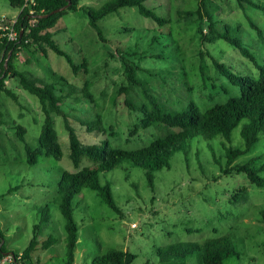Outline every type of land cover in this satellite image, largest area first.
Here are the masks:
<instances>
[{"label":"rangeland","instance_id":"374dc122","mask_svg":"<svg viewBox=\"0 0 264 264\" xmlns=\"http://www.w3.org/2000/svg\"><path fill=\"white\" fill-rule=\"evenodd\" d=\"M107 1L80 0L79 5L97 8ZM210 1L218 7L214 14L221 21L220 27L223 29L226 22L231 24L230 34L240 39L263 64L264 40L250 24L255 22L264 32V13L253 9L249 3H245L244 10L238 0ZM253 1L264 5V0ZM149 3L158 7V13L169 16L171 23L158 29L157 23L142 16L136 8L125 7L100 21L105 42L89 24L83 10H68L61 17L52 29L54 40L75 63L87 58L88 73L81 71L75 75L66 58L51 49L47 55L42 52L33 55L31 50L22 47L17 53L18 68L37 76L41 82L53 80L52 74L56 72L77 88L63 103V108L84 142L101 143L106 138L101 132H88L81 124L80 120L93 118L97 113L102 114L106 127L112 125L117 131L113 143L126 149L146 146L156 137L171 132V129L157 125L130 133L139 123L140 115L128 108L126 99L138 105L144 101L148 103V100L138 85L131 88L129 94L122 92L121 88L129 83L128 70L120 58H110L108 50L119 48L125 52L135 48L139 51L132 47L134 37L140 35L139 29L151 30L149 36L171 33L175 38L180 56L174 63L152 55L164 51L163 39L154 46H145L149 51L146 59H137L145 70L138 71L139 77L149 81L152 91L170 109L184 108L193 101L205 110L239 94V88L216 73L209 51L237 72L258 73L256 67L225 40L205 43L198 29L197 15L179 18L177 10L198 8L201 0H151ZM20 11L8 0H0V18L15 20ZM207 26L203 25V32H209ZM124 27L135 29L133 33L124 32ZM145 33L140 38L147 39ZM87 79L94 82L90 90L92 100L82 91ZM6 86L18 95L19 103L0 92L5 123L0 127V230L8 249L21 253L33 237L34 225L41 224V242L53 235L57 243L46 250H38L34 261L37 264H65V220L55 199L63 170L75 171L70 159L68 133L63 118L55 114V127L63 149L62 160L43 155L36 164H29L25 145L16 135L15 125L24 126L27 142L37 147L45 116L39 99L22 89L16 79L9 78ZM240 130L238 127L233 131L230 141L221 137L212 140L202 136L195 138L191 142L188 162L183 153H177L172 169L156 173L155 193L148 188L144 171L130 162L102 173V180L111 182L114 197L124 215L110 209L95 191L85 189L76 195L74 217L80 238L76 263L93 264L95 257L112 249H122L137 255L132 264H159V248L228 235L241 256L230 257L225 264H264V187L252 184L243 173L221 174V169L227 166L228 148L244 147ZM249 161L257 168L264 162V136L234 165ZM259 174L264 177V170ZM128 175L131 176L129 180L126 179ZM242 187L248 188V195L234 200L232 195ZM3 262L10 264L11 260L6 256ZM187 264H200V255L190 256Z\"/></svg>","mask_w":264,"mask_h":264},{"label":"trees","instance_id":"16d2710c","mask_svg":"<svg viewBox=\"0 0 264 264\" xmlns=\"http://www.w3.org/2000/svg\"><path fill=\"white\" fill-rule=\"evenodd\" d=\"M8 1L13 8L19 9L25 3V0ZM150 1L109 0L100 7L94 8L80 6V0H72V5L67 9L48 17H41L67 5L68 0H35L31 6L33 13L30 12L31 8L25 7L17 17L16 29L19 33L17 40L9 42L0 29V92H5L19 103L18 95L6 86V81L9 78L16 79L22 89L39 99L45 116L37 147H33L27 142L26 128L19 124L15 125L16 135L25 145L27 162L32 165L36 164L39 157L43 155L53 157L58 161L62 160L63 149L59 133L55 127V114L63 118L68 133L70 159L74 164L75 171L63 170L55 199V203L65 220V264H77L76 252L80 238L79 226L74 217V198L76 195L81 194L85 189L95 191L110 209L118 215H124L114 197L111 182L103 181L101 178L102 173L109 172L124 162H130L133 166L141 168L144 171L148 188L155 193L156 173L164 169H172L173 158L177 153H183L188 162L192 150L190 149L191 142L195 138L202 136L206 140H212L221 137L230 141L233 131L240 127L244 147L242 149L228 148L227 166L221 169V174L243 173L252 184L264 187V177L259 174L260 171L264 170V162L258 168L254 166L253 161L234 165L242 154L250 151L264 136V63L261 64L256 55L240 39L230 34L231 24L226 22L223 29L220 27L221 21L214 14L218 7L210 0H201L200 7L195 9L177 10V14L180 19L197 15L198 29L205 43L225 40L258 70L257 74L237 72L209 51L208 55L216 73L239 88L238 95L230 96L222 103H214L203 110L192 101L184 108L170 109L152 91L149 81L142 80L139 77L138 71L144 69L137 62V59L138 61L146 59L149 52L146 47L156 45L160 39L165 41L164 51L152 53L153 57L168 63H174L179 59V49L175 46V38L171 33L164 32L166 34H162L160 37L157 35L149 36L151 30L149 31L147 28L139 29L140 35L147 32V34L145 33L147 39L140 38V35L134 37L135 44L132 47H137L139 51L135 48H129L125 52H122L119 48L108 50L109 57L120 58V62L128 70L127 80L129 83L121 88V90H124L122 92L129 94L130 89L138 85L143 89V93L148 100V103L144 101L138 105L126 99L125 104L128 108L140 115L139 123L130 130V133H134V131L137 133L141 129L146 130L157 125L171 129V132L166 136L156 137L146 146L137 149L116 146L113 143V138L117 136V131L114 130L112 125L106 127L103 116L99 113L93 118L80 121L88 132H101L106 134V138L101 143L94 144L82 141L75 126L71 123L68 113L63 108V103L73 96L77 88L67 78L56 72L52 74V79H55V82L50 80L43 83L37 76L21 70L17 66V53L21 47L28 51L31 50L33 55H37L38 52L47 55L48 49H51L56 54L66 58L75 75H78L81 71L88 73L87 58H83L78 64L75 63L73 58L62 50L54 40L55 34L52 29L58 24L61 17L68 10H83L88 15L89 24L96 30L101 41L105 42L106 38L100 26V21L125 7L136 8L142 16L157 23L158 29L170 24L171 18L158 13V7L151 6ZM238 3L244 10L246 9L245 3H249L253 9L264 13V5L256 1L238 0ZM163 5L165 3H162ZM11 22L12 20L7 18H4L3 21L0 19V25ZM205 24L208 25V33L203 32V25ZM250 25L257 31L259 38L264 40L263 30L253 21ZM134 29L124 27L123 31L133 33ZM183 71L185 70L183 69ZM150 74L152 75V73ZM183 74L187 75L185 72ZM93 83L92 80L87 79L82 89L84 96L91 100L93 97L90 90ZM3 124H5L4 112L0 105V127ZM85 162L88 164H84ZM130 177L128 175L126 179L129 180ZM132 185L137 188L135 183H132ZM247 195L248 188L242 187L232 195V198L238 201L239 198ZM262 215L264 220V212ZM40 229L41 224L34 225L33 237L21 253H15L8 249L0 230V264H4L3 259L6 256H10V264H37L38 262L34 261V254L38 250H46L57 243V239L53 235L41 242L39 238ZM189 231H192V229H189ZM195 253L200 255V264H225L226 259L230 257L240 258L241 256L228 235L210 238L203 242L172 244L157 250L159 264H187V259ZM136 258L137 255L129 250L112 249L95 257L93 264H132Z\"/></svg>","mask_w":264,"mask_h":264},{"label":"built area","instance_id":"2783aa9c","mask_svg":"<svg viewBox=\"0 0 264 264\" xmlns=\"http://www.w3.org/2000/svg\"><path fill=\"white\" fill-rule=\"evenodd\" d=\"M35 0H25L24 6L20 9L21 11L27 7V8H31V6L34 4ZM30 12L33 13V9H30ZM1 21H3L4 18H0ZM16 21L17 18L15 20H12L11 23H6V24H1L0 25V29L3 31L4 36L8 39L9 42H13L15 40H17L18 38V30L16 29ZM1 63V60H0ZM10 258V256H9ZM11 260V258H10Z\"/></svg>","mask_w":264,"mask_h":264},{"label":"water","instance_id":"95a60500","mask_svg":"<svg viewBox=\"0 0 264 264\" xmlns=\"http://www.w3.org/2000/svg\"><path fill=\"white\" fill-rule=\"evenodd\" d=\"M71 5H72V0H68L67 5H65V6L59 8V9H56V10L52 11L50 14H47V15H44V16H41V17H48V16L51 15V14L61 12V11L65 10V9H67V8H68L69 6H71ZM6 63H7V62H6Z\"/></svg>","mask_w":264,"mask_h":264}]
</instances>
